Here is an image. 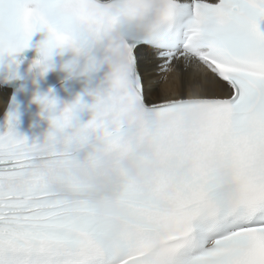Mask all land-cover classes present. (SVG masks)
<instances>
[{"label":"snow or ice","instance_id":"6c2138e0","mask_svg":"<svg viewBox=\"0 0 264 264\" xmlns=\"http://www.w3.org/2000/svg\"><path fill=\"white\" fill-rule=\"evenodd\" d=\"M22 3L50 26H22ZM261 23L264 0H0V64L11 70L39 26L45 66L65 42L84 57L83 74L102 73L86 89L93 103L77 96L52 120L48 145L18 135L16 113L7 111L0 264H264ZM178 67L190 91L156 102L155 70ZM84 107L91 118L79 125L73 110ZM105 117L117 147L145 144L157 162L149 190L115 187V225L92 216L67 181L43 178L45 153L82 143Z\"/></svg>","mask_w":264,"mask_h":264},{"label":"clouds","instance_id":"9594fccd","mask_svg":"<svg viewBox=\"0 0 264 264\" xmlns=\"http://www.w3.org/2000/svg\"><path fill=\"white\" fill-rule=\"evenodd\" d=\"M19 21L22 26L25 24L50 26L44 13L28 3L20 5ZM57 47L74 52V46L65 42H61ZM33 65L39 68L41 75L49 69V65L45 66L40 57L29 65V72ZM48 91L50 93L51 89ZM43 96H47L51 103L47 106L40 103L41 114L44 111L50 112L51 124L52 120L60 117L69 105L62 100L50 98L47 93ZM112 132L111 121L105 117L96 128L87 133L82 143L65 148L54 157L45 153L42 159L45 167L43 178L46 183L52 185L60 180L67 181L77 190L75 194L88 200L92 216L115 225L120 221L121 211V200L115 187L125 185L136 192L149 190L157 171V162L145 144L125 140L123 141L125 147H117L120 138L114 137ZM53 135L50 130L38 143L42 146L48 145ZM50 159L55 161L51 166L47 163Z\"/></svg>","mask_w":264,"mask_h":264},{"label":"bare ground","instance_id":"6f19581e","mask_svg":"<svg viewBox=\"0 0 264 264\" xmlns=\"http://www.w3.org/2000/svg\"><path fill=\"white\" fill-rule=\"evenodd\" d=\"M153 96L156 102L175 98L183 93L187 94L191 85L187 82L182 68H175L169 72H163L156 69L153 75ZM9 91L0 86V112L4 106Z\"/></svg>","mask_w":264,"mask_h":264}]
</instances>
